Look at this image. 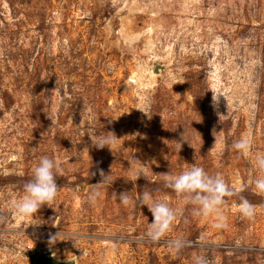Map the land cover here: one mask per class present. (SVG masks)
I'll return each mask as SVG.
<instances>
[{"label": "rangeland", "instance_id": "obj_1", "mask_svg": "<svg viewBox=\"0 0 264 264\" xmlns=\"http://www.w3.org/2000/svg\"><path fill=\"white\" fill-rule=\"evenodd\" d=\"M105 134L117 138L96 148ZM245 135L252 146L241 153L232 144ZM257 153L264 0H0V264H32L44 251L76 264H264ZM41 156L59 164L58 193L15 215ZM193 164L237 193L220 207L222 228L163 187V173ZM100 170L109 179L92 203ZM145 191L177 211L158 242L135 202ZM241 196L253 217L241 215ZM176 237L204 246L176 253L166 243Z\"/></svg>", "mask_w": 264, "mask_h": 264}, {"label": "clouds", "instance_id": "obj_2", "mask_svg": "<svg viewBox=\"0 0 264 264\" xmlns=\"http://www.w3.org/2000/svg\"><path fill=\"white\" fill-rule=\"evenodd\" d=\"M213 101H218L213 93ZM117 137L109 135L98 136L94 145L98 149H103L112 144ZM252 146V138L245 135L239 140L234 141L232 148L241 152L248 153ZM255 167L264 172V153H257L255 156ZM59 171V164L54 158L41 156L38 163L32 169L31 179L23 186L24 195L22 198L15 200L11 208L15 215L29 216L36 214L38 210L53 201L58 193L56 175ZM95 175V173H92ZM102 182L97 183V187L89 193V201L95 203L100 197L99 185L109 179L100 170ZM163 187L172 190L177 195H182L186 203L193 205L192 214L194 216H204L215 213L219 221L214 227H224V217L220 213V207L225 203V197L236 195L237 193L230 189L221 174L210 175L203 167L193 164L191 167L184 169L179 174L171 172L163 173ZM254 186L259 193H264V176L257 177ZM114 198L118 199L124 205L129 203L127 192H121L119 195L113 192ZM137 206H147L152 214V222L146 232V236L153 242L160 241L165 233L168 232L171 225L177 217V211L170 207L166 200L154 199L148 191L143 192L136 198ZM239 211L243 217L251 218L255 214V207L246 198L240 197ZM56 236L50 238L54 240ZM167 246L170 250L179 253L182 249L191 246H204L201 242L196 244L191 240H185L182 237L167 240ZM194 264H209L206 256H196Z\"/></svg>", "mask_w": 264, "mask_h": 264}, {"label": "water", "instance_id": "obj_3", "mask_svg": "<svg viewBox=\"0 0 264 264\" xmlns=\"http://www.w3.org/2000/svg\"><path fill=\"white\" fill-rule=\"evenodd\" d=\"M162 65L154 69V73L159 71V68L162 69ZM32 264H76L73 258L68 260H59L55 258L51 252L44 251L37 254Z\"/></svg>", "mask_w": 264, "mask_h": 264}]
</instances>
